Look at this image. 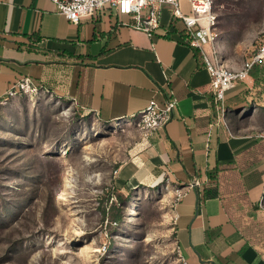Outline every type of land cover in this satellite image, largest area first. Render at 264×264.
<instances>
[{
  "label": "crops",
  "instance_id": "obj_1",
  "mask_svg": "<svg viewBox=\"0 0 264 264\" xmlns=\"http://www.w3.org/2000/svg\"><path fill=\"white\" fill-rule=\"evenodd\" d=\"M182 6L188 11L185 0ZM182 29L167 6L148 36L113 9L75 25L50 0H0V101L28 78L102 122L118 123L134 120L150 100L176 99L169 122L149 139L139 174L123 175L158 188L166 179L180 188L198 182L173 212L188 264H264L259 140L239 127L250 84L226 93L229 114L219 122L209 74Z\"/></svg>",
  "mask_w": 264,
  "mask_h": 264
},
{
  "label": "rangeland",
  "instance_id": "obj_2",
  "mask_svg": "<svg viewBox=\"0 0 264 264\" xmlns=\"http://www.w3.org/2000/svg\"><path fill=\"white\" fill-rule=\"evenodd\" d=\"M213 1L218 54L239 68L264 36V0ZM258 67L239 127L259 140L264 172ZM114 123L49 92L0 104V264H182L173 214L181 188L124 176L139 174L150 137L134 121Z\"/></svg>",
  "mask_w": 264,
  "mask_h": 264
},
{
  "label": "built area",
  "instance_id": "obj_3",
  "mask_svg": "<svg viewBox=\"0 0 264 264\" xmlns=\"http://www.w3.org/2000/svg\"><path fill=\"white\" fill-rule=\"evenodd\" d=\"M58 14L64 16L71 24L77 25L82 18L92 17L97 11L113 9L119 16H128L135 21V29L141 30L148 36L159 28L160 16L164 6L169 7L173 21L180 22L183 41L197 50L209 74V89L218 112V121L226 122L229 110L225 105L226 93L237 83L243 82L250 76L255 66H264V36L258 47L244 60L239 68L227 67L218 54L216 42L218 34L215 29L216 14L213 0H185L188 11L182 6V0H50ZM48 92L43 87L34 84L28 78L15 81L6 92V101L18 96H36ZM177 101L171 98L160 105L150 100L147 106L134 118L135 125L143 131L146 138L162 130L171 119ZM198 182L178 189L176 203L183 198L185 192ZM176 216L174 215V222ZM182 264L188 262L179 254Z\"/></svg>",
  "mask_w": 264,
  "mask_h": 264
},
{
  "label": "trees",
  "instance_id": "obj_4",
  "mask_svg": "<svg viewBox=\"0 0 264 264\" xmlns=\"http://www.w3.org/2000/svg\"><path fill=\"white\" fill-rule=\"evenodd\" d=\"M259 73L260 69L258 66L253 67V69L250 71V74L255 78V81L261 77Z\"/></svg>",
  "mask_w": 264,
  "mask_h": 264
},
{
  "label": "bare ground",
  "instance_id": "obj_5",
  "mask_svg": "<svg viewBox=\"0 0 264 264\" xmlns=\"http://www.w3.org/2000/svg\"><path fill=\"white\" fill-rule=\"evenodd\" d=\"M113 125L118 126V123H114Z\"/></svg>",
  "mask_w": 264,
  "mask_h": 264
}]
</instances>
